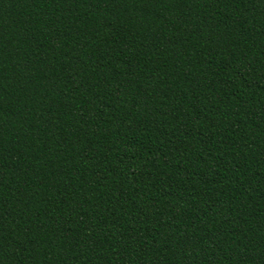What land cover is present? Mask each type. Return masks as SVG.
Returning <instances> with one entry per match:
<instances>
[{"label":"trees","instance_id":"obj_1","mask_svg":"<svg viewBox=\"0 0 264 264\" xmlns=\"http://www.w3.org/2000/svg\"><path fill=\"white\" fill-rule=\"evenodd\" d=\"M0 264H264V0H0Z\"/></svg>","mask_w":264,"mask_h":264}]
</instances>
